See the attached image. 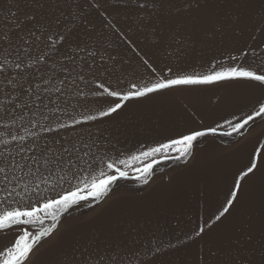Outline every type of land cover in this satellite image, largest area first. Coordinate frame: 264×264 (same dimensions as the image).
<instances>
[{"label": "rangeland", "instance_id": "1", "mask_svg": "<svg viewBox=\"0 0 264 264\" xmlns=\"http://www.w3.org/2000/svg\"><path fill=\"white\" fill-rule=\"evenodd\" d=\"M262 6L264 0H210L197 12H169L147 27L134 16L109 8L111 15L105 13L107 20L127 40L117 39L118 34L106 28L107 20L97 13L90 17L95 28L89 25L90 31L82 30L80 39L97 48L107 46L106 54L115 57L110 63L115 64L117 74L124 72L129 79L134 78V71L139 75L138 58L132 47L147 51L158 72L172 67L174 72L203 74L212 65L219 69L221 63L232 64L229 56H240L241 50L264 51V21L258 16ZM7 7L8 0H0V8ZM176 7H182V0ZM260 96L258 89L242 82L180 86L137 103L111 123L102 125L107 129L102 151L127 160L129 163L120 167L128 172V177L118 180L106 197L81 202L63 214L58 229L35 250L31 264H81L89 254L110 248L130 253L146 247L148 241L152 246L159 243L165 248L158 258L152 257L156 264H205L201 257L209 247L218 252L221 260L229 256L251 259L253 254L258 260L264 245L259 175L248 185L240 181L244 187L242 202L228 220L213 224L214 230L203 240L194 238V234L200 226L208 231L207 225L222 210L240 170L250 161L258 166L264 164V119L257 118L239 133L233 132L229 123H237L252 112ZM209 128H216V133L194 142L187 163L182 158L165 159L181 156L175 148L146 160H131L132 156L179 139L182 134ZM150 162H155L153 174L144 183L142 178L137 179L143 176L137 169ZM99 170L64 183L63 189L83 187L82 182L99 175ZM51 223L48 218L44 226ZM24 227L36 233L41 226ZM17 233L18 230L0 234V247L10 246L18 238ZM169 241L175 247L168 249ZM133 264H137L134 258Z\"/></svg>", "mask_w": 264, "mask_h": 264}, {"label": "snow or ice", "instance_id": "2", "mask_svg": "<svg viewBox=\"0 0 264 264\" xmlns=\"http://www.w3.org/2000/svg\"><path fill=\"white\" fill-rule=\"evenodd\" d=\"M177 2L8 0V7L0 8V120L5 121L0 123L3 130L0 137L7 136L0 138V234L18 230V238L10 246L0 247V264H31L35 250L58 229L63 214L81 202L106 197L118 180L128 177V172L120 165L129 162L102 151L107 132L102 125L111 123L135 104L180 86L242 82L258 89L261 96L252 112L237 123L229 121L233 132L239 133L257 118L264 119V51L259 48L241 50L240 56L230 55L233 63L228 66L221 63L219 69L212 65L206 73L186 74L174 72L172 67L158 72L153 66L155 60L147 51L132 47L138 58L139 75L134 71V78L129 79L124 72L117 74L115 64L110 63L115 57L106 54L107 46L97 48L80 39L82 30L90 31L89 25L95 28L90 19L92 14L97 13L107 20L105 13L111 15L109 8L134 16L147 27L169 12H197L210 0H182V7H176ZM258 16L264 21V6ZM105 27L114 35L118 34L117 39L127 40L110 20ZM152 30L155 33V28ZM261 30L264 31V24ZM215 133L216 128H209L182 134L179 139L132 156L131 160L138 161L142 157L146 160L175 148L181 156H165V159L182 158L187 163L194 142ZM154 163L137 169L143 173L137 179L142 178L147 183ZM96 169H100L99 175L82 182L83 187L63 189L64 183H71L72 179ZM258 175L261 234L264 236V164L258 166L250 161L238 173L222 210L207 225L208 231L200 226L194 238L203 240L214 230L213 224L228 220L242 202L244 187L240 181L248 185L255 182ZM48 218L52 223L45 227ZM36 224L41 226L36 233L24 227ZM173 247L175 245L169 241L167 248ZM164 252L165 248L159 243L152 246L148 241L146 247L130 253L110 248L89 254L81 264H133V258L137 264H156L152 257L158 258ZM201 259L205 264L209 261L212 264H264V245L259 250L258 260L255 254L251 259L229 256L221 260L218 252L210 247Z\"/></svg>", "mask_w": 264, "mask_h": 264}]
</instances>
